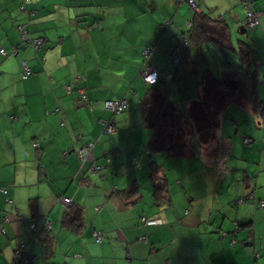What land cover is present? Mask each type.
<instances>
[{
  "label": "crops",
  "instance_id": "1",
  "mask_svg": "<svg viewBox=\"0 0 264 264\" xmlns=\"http://www.w3.org/2000/svg\"><path fill=\"white\" fill-rule=\"evenodd\" d=\"M252 6L262 13L259 26L252 31L258 40L264 38V0H253ZM188 9L177 0H0V47H6L10 55H0V141L9 143L0 146V187L7 190L9 199L6 202L0 192V216L6 214L9 219L0 223L5 231V235L0 232V264H16L14 253L19 239L24 244L20 251L30 250V264H264V232H257L258 224L264 221L259 210L264 193L262 196L257 192L264 163L256 162L257 154L264 155V135L247 132L252 142L245 144L240 154L246 161L239 166V188L229 194L228 185L220 194L228 182L217 176L215 163L226 171L228 167L240 171L228 162L243 141L223 137L220 132L222 120L234 104L225 108L220 118L222 129L206 145V152L189 159L174 160L161 154L152 158L160 167L157 178L167 177L162 196L169 204L151 198L148 209H135L141 201L134 205L130 201L137 195L129 200L120 193L132 183L129 181L123 187L106 189L101 200L100 191L93 187L100 189L97 181L107 179L109 174L99 167L91 172V161L81 165L73 151L95 141L93 163L101 166L108 153L107 143L99 134V120L109 116L103 102L120 99L127 92L141 68L137 60L142 58L144 62V48L151 47L149 63L165 80L170 74V54L176 46L181 59L178 68L183 61L193 64L194 52L188 47L191 44L180 35L187 33V22L193 16L187 14ZM17 25L25 26L31 37L42 39L39 50L32 45L21 46ZM257 40L252 42L260 61L257 94L264 101V57L260 53L264 41ZM23 62L32 72L25 80L21 79ZM179 72L177 69L174 76ZM3 81L6 85L1 87ZM66 86L71 87L70 94L65 93ZM80 91L92 103V111L84 105ZM236 106L250 117L244 119L255 126L254 132L264 131V119L248 107ZM113 134L117 139V132ZM33 142L40 149H33ZM221 144L226 150L215 157V149ZM109 163L107 158L104 169L111 168ZM169 175L179 179L180 188L183 186L184 196L178 204L175 199L179 192L171 190ZM80 188L84 192L79 196ZM240 190L245 196L243 203L248 200L238 206L245 207V213H221L225 203L219 197L237 199ZM97 196L100 199L94 203ZM64 198L69 204L63 203ZM96 204H102V208ZM72 206L83 211L76 232L61 226L63 213ZM165 206L170 209L165 210ZM17 216L24 220L45 218L49 224L47 234L35 239ZM142 217L160 219L162 224L143 225ZM239 220L249 223L236 227ZM95 232L104 234L101 244L94 240ZM248 247L258 259H253Z\"/></svg>",
  "mask_w": 264,
  "mask_h": 264
},
{
  "label": "trees",
  "instance_id": "2",
  "mask_svg": "<svg viewBox=\"0 0 264 264\" xmlns=\"http://www.w3.org/2000/svg\"><path fill=\"white\" fill-rule=\"evenodd\" d=\"M177 2H180V0H177ZM195 3L196 8L200 11V13H196L188 4L185 3L190 8L193 16L192 19L187 22V33L180 34L182 35L184 42L187 44H191L199 51L202 50L204 44H212L216 47L220 46L221 48H226L229 52L235 54V56L239 59L240 66H237L236 68H230L228 71L222 72V77L220 80L213 78L210 70H204L203 80L199 83L200 91H198L196 99H194V101H191L187 110L188 117L193 121L194 130L196 132V139L193 141H191V139L189 141H185L186 135L184 132V126L187 125L185 115L179 113L173 103L169 100L168 90L166 88V80L160 78L157 71L150 65L148 58H144V62L139 71L140 76L142 70L145 67L154 69L157 74V80L154 84H148L144 82L142 78V81L146 85L147 90L145 96L141 100H139L138 103L142 126L144 128L151 129L153 132L146 144L148 157L146 167L148 168L149 173L147 179L150 180L152 185L151 198L154 201L166 204H169V202L165 200L162 195L167 188L168 180L167 177L157 178L158 168L160 167L153 161L155 160V158L152 160L153 157L161 154L171 157L174 160L189 159L195 157L198 154L197 149H200V153L204 152L202 150L203 146L206 147V145L212 139H214L216 131L220 128V118L228 105L234 104L241 107H248L249 110H251L252 114L257 115L258 118L260 117L264 119V101L261 100L257 94V86L260 82V61L255 48L253 47L252 43L245 41L237 42V50L233 48V46L230 44L228 26L226 25L225 21L220 18L216 20L209 18L208 15L204 14L200 10V7L197 4V0L195 1ZM252 9L254 10V8ZM244 21L240 23V27L245 28ZM166 24H169V22H167ZM257 26H259V24ZM256 27L252 29H245L246 31L250 30L252 32ZM146 48L151 51V47ZM0 55L2 54L0 53ZM179 55L180 50L179 47L176 46L170 54L176 68L181 64ZM2 56H7V53L6 55ZM225 63L228 66H231L227 62ZM22 74L23 71L21 73V77ZM114 116L115 115L111 114L108 120H114L115 133L116 129ZM242 138L244 144H248L244 139H249V144L252 142L251 138H248L246 136H243ZM89 144H92V142H89L85 145ZM221 145L216 147V152H214L216 153L215 157L218 152H222L224 154L226 146H223V144ZM79 162L81 165L83 164L81 161ZM141 188L142 185L138 183V180L132 181V183H130L126 189L120 191L121 197L130 200L132 197L137 195V197L130 201V205H134L142 199ZM3 190H5V193H3V195L5 196V201L8 202L9 199L6 196L7 190L3 187H0V192H2ZM237 203H243V200H237ZM259 207L264 209V202L260 201ZM95 210H97V208H95ZM82 212V208L79 206H72L68 208L62 215L61 226L72 232L78 231L81 227ZM4 217H7L6 214L0 216V223L3 222L2 220L4 219ZM17 217L21 218L20 216ZM21 219L23 220V222H25V225H27L29 229L31 224L35 225L36 230L30 229V231L35 234V239H38L39 237L41 238L43 234H47L46 229L49 228H47V225L45 223L47 221L45 218H32L30 220H24L23 218ZM143 220L155 221L160 219L142 217L140 219V223L143 225H147ZM247 223L249 222H247L246 220H239L237 221L236 227H238L240 224L246 225ZM160 224H162V221ZM1 228L2 227H0V230L4 231V229ZM100 234L103 236L101 241L102 243L104 235L102 233ZM2 235H5V231ZM122 245L125 247L124 242L122 243ZM248 250L254 260L259 258L258 254H256L250 247H248ZM16 264H18V262Z\"/></svg>",
  "mask_w": 264,
  "mask_h": 264
},
{
  "label": "rangeland",
  "instance_id": "3",
  "mask_svg": "<svg viewBox=\"0 0 264 264\" xmlns=\"http://www.w3.org/2000/svg\"><path fill=\"white\" fill-rule=\"evenodd\" d=\"M197 4L200 7V9L203 10L204 14L208 15L209 18L211 19L216 20L218 17H221V18L223 17V20L228 26L230 44L236 50H237L238 41L254 43V41L257 40L256 36L254 37L253 33L250 30H247L246 35H240L238 33V28L240 27L239 23L243 22L246 17L245 6L240 0H198ZM187 14L190 17L191 15H193L190 9L187 10ZM27 32H28V29H27ZM28 35H29V32H28ZM32 38H37V37H32ZM179 38H180V35H179ZM261 39L264 41L263 37L258 38L257 41L259 42V40ZM188 47L191 49V51L194 52L192 55V58L194 61L193 64H190L187 61H183L181 68H178V67L176 68L173 61H169L170 74L166 80V84H167L166 88L168 90L169 100L173 103V105L175 106V108L177 109L179 113H181L182 115H185V120L187 122L186 123L187 125L184 126V132L186 135L185 141L188 140L190 136H191V141H193V139H196V132L194 130L193 121L187 115V110H188V107L191 101H194V99H196L198 83L202 82L203 80L204 70L206 69L210 70L212 77L217 80H220L222 77V72L228 71L230 68H236L237 66H240V62H239V59L235 56V54L229 52L226 48H221L220 46L216 47L215 45H212V44H204L201 51H199L197 48L191 45ZM0 48H3L4 50H6V47L1 46ZM6 53H7V57L10 56L9 52L6 51ZM260 53L264 57V50L260 51ZM149 54L150 52L147 54V56H149ZM142 55H143V52H142ZM4 60H7V58ZM137 62H138L137 64L138 68L141 67V65L143 64L142 58L137 60ZM225 62H227L231 66H228ZM177 69H179L180 72L177 73V76H174V73ZM174 77H175V80H173ZM5 85H6V81H3L1 83V87H4ZM146 90H147V87L143 83L142 77L139 74H136V77H133V80L130 82L129 87L127 88V92L125 91L120 96V99H114V100H121L123 96L125 97L124 100L126 99L125 100L126 106L124 110L120 112L119 114H114L115 115L114 119L116 121L115 129L118 134L117 139L115 135H112V134L108 135V134L102 133L103 131H102V126H101V121L108 120L109 117L111 116V113L104 109L106 112L109 113V116L105 120H99L100 121L99 122L100 124L99 134L102 136V139H104L107 143L106 152L108 153H107V156L103 158L101 166H100V163H98L97 167L103 168L101 172H103L104 174L108 173L109 176L107 179L103 178L102 180H98L97 186L98 187L100 186L101 188L94 189L93 187V190L100 191V196H101L100 198L102 200L106 189L107 190L110 188L114 189L113 188L114 186L123 187L125 186V183L128 181L132 182L133 180H138V183L142 185L141 196L143 198L141 202L137 206L134 207L135 209H141L142 208L141 206H144V208L147 207L148 209L147 205H149V200H151V196H152V193H151L152 185H151L150 180L147 179L149 173H148V168L146 167V163L148 162V157H147V152L145 151V147H146V143L150 139L153 132L151 129H147L142 126L141 116L139 114V109H138L139 100H141L145 96ZM106 101H113V100H106ZM232 106L233 107L229 106L230 110L225 115V120H222L224 121L223 130H221L222 126H221V129L219 128V130H221L220 132L223 133V137L227 136L233 140L236 138V140L238 139V141L242 142L243 136L250 137V135L247 132L254 133V135L256 136L264 135V131L254 132L255 126L253 124L250 125L249 123H247V121L245 122V119H244L245 117L250 118L249 116L247 117L245 111H243L236 105H232ZM87 109L89 111H92V109L88 107ZM232 119H235L236 121L235 124L232 123ZM119 120H121L120 123H118ZM239 122H240L241 129H238L237 131L236 126H238ZM10 123L14 124L13 121H10ZM231 127L232 129H229ZM242 127L244 128V130L242 129ZM8 144L0 141L1 147H6ZM92 144L94 146L96 142L93 141ZM239 146H242L241 149L238 148ZM252 146L253 144L248 145V147H252ZM237 148L234 149L235 154L233 153L231 154V158L228 164L230 163L235 164L237 166V170L240 169V171L233 170L231 167H228V171H226L222 169L223 167L221 168L218 163H215L217 167V176L220 177L221 179L223 178L225 181L228 182L227 186L224 188L225 190L220 191V194L225 193L228 185L231 186L229 190V194L232 193L233 190H237V188H239L237 182L241 177L239 173H241L242 171V168H240L239 166L244 165L246 161L245 160L246 158H242L241 160L240 154L243 155V152L245 151L244 148L246 147H245V144L240 143V145L239 144L237 145ZM202 150L204 152L207 151V149L204 146ZM136 153H139V156L135 157ZM197 153H198L197 155L199 156L200 149H197ZM245 155L247 154L245 153ZM140 156H142L143 159H141ZM107 158L110 159V163H109L111 165L110 169H104V167L106 166ZM21 159H22V156L20 154V160ZM257 161H262V163H264V155L262 157H259L257 154L256 162ZM139 165L141 166V168H139ZM23 169H24V163H22V166L20 169L21 172L23 171ZM261 169H264V167H262ZM89 174L93 175V177L96 176L92 173H89ZM135 176H137V178H135ZM168 177L170 180V184H172L171 190L172 191L175 190L176 192H179L178 197H176L175 199L176 203L178 204V202L181 200L180 196L183 195L182 193L183 186H181V188L179 187L180 184H179L178 178H174L172 177V175H169ZM19 178L22 181L23 179L22 175ZM25 181L27 184L29 183V180L27 177ZM258 181H259L258 187H261V188H259L258 189L259 191L257 192H259V194L263 196V193H264V187H263L264 173L263 172H261V174L259 175ZM185 187H187V183ZM214 188L216 189V185L214 186ZM198 190H200V188H198ZM78 192L80 196V193L84 192V189L80 188ZM100 198L98 196L95 197L93 200L94 203L98 201ZM239 198L241 201L243 200L244 202L245 196L241 192V190L240 192L237 191V199L219 197V199L223 203H225V206L220 209V212L230 213V216L235 215L237 212H238V215L244 214L245 207H238L241 203H236ZM248 199L252 200L251 198H248ZM246 202H248V200ZM94 206H99L98 208L100 207L102 208V204H96ZM164 208L165 210H168L170 209V206L169 207L165 206ZM259 210L262 211V216H264V209L260 208ZM257 232H264V221L258 224ZM68 236L70 237V234H68ZM260 236L262 235L258 233L257 238H260ZM94 240H96V238H94ZM94 243H93V246L95 245ZM17 247H18V244H17Z\"/></svg>",
  "mask_w": 264,
  "mask_h": 264
},
{
  "label": "built area",
  "instance_id": "4",
  "mask_svg": "<svg viewBox=\"0 0 264 264\" xmlns=\"http://www.w3.org/2000/svg\"><path fill=\"white\" fill-rule=\"evenodd\" d=\"M196 0H180V4L181 3H186L188 4L196 13H200L199 10H197L196 8ZM247 11V16L246 19L244 21V26L245 28H249L252 29L254 27H256L259 24V18L261 16V13L254 11L252 8L253 5V0H240ZM18 31L20 33V39H21V45L24 47H27L29 45H32L33 48L35 50H39L40 46L42 45L43 41L41 38H32L28 35L27 29L25 28V26L20 25L18 27ZM16 50H13V53H16ZM150 52V50L148 48H145L143 51V56L148 58L147 54ZM0 53L2 55H6L5 51L3 48H0ZM176 56V55H175ZM32 74V72L30 71V69L27 66L26 62H23V74H22V79L25 80L28 77H30ZM141 76L144 80V82L148 83V84H154L157 80V74L156 71L150 67H145L142 72H141ZM65 93L66 94H70L71 93V88L70 87H65ZM80 98L81 100L84 102V105H86L88 108L92 109V103L90 101L87 100V97L85 96L83 91H80ZM126 106V102L124 99L121 100H113V101H105L103 104V107L106 111H109L112 115L114 114H119L120 112H122L124 110ZM101 125H102V130L103 133L105 134H113L114 133V120L110 119V120H106V121H101ZM246 143L250 142L249 139H244ZM33 147L35 149L39 148V144L34 142L33 143ZM92 148H93V144H89V145H84L81 148L78 149H73L74 152L76 153L77 157L79 158V161H81L82 163H84L86 160L91 161V166H90V171L91 172H96L99 170V168L93 163L94 158L92 155ZM2 193H5V190L2 191ZM63 203L65 204H69V200L64 198ZM3 222H8L9 219L7 217H4V219L2 220ZM144 222H146L147 225H159L161 223L160 220H155V221H146L143 220ZM25 223V222H24ZM46 225L48 226L49 224L47 222H45ZM30 229L31 230H36V227L34 224L30 225ZM0 232L3 234L4 231L0 230ZM94 236L96 238V242L97 243H101L102 241V235L100 234V232H95ZM24 248V244L23 241L19 239V244L18 247L15 249V258H16V263L18 262V264H30L31 261V255L29 254V252L27 250L25 251H20V249Z\"/></svg>",
  "mask_w": 264,
  "mask_h": 264
},
{
  "label": "water",
  "instance_id": "5",
  "mask_svg": "<svg viewBox=\"0 0 264 264\" xmlns=\"http://www.w3.org/2000/svg\"><path fill=\"white\" fill-rule=\"evenodd\" d=\"M238 32H239L240 35H246V34H247L246 29L243 28V27H240V28L238 29ZM16 53H17V52H16Z\"/></svg>",
  "mask_w": 264,
  "mask_h": 264
}]
</instances>
